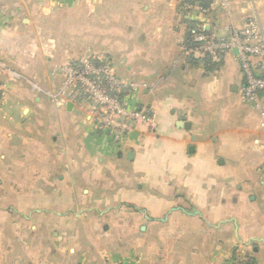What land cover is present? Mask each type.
Returning <instances> with one entry per match:
<instances>
[{"label":"crops","instance_id":"1","mask_svg":"<svg viewBox=\"0 0 264 264\" xmlns=\"http://www.w3.org/2000/svg\"><path fill=\"white\" fill-rule=\"evenodd\" d=\"M254 17L264 34V0H0V264H264V92L244 102L237 54L190 32ZM88 59L155 130L117 144L66 98Z\"/></svg>","mask_w":264,"mask_h":264},{"label":"built area","instance_id":"2","mask_svg":"<svg viewBox=\"0 0 264 264\" xmlns=\"http://www.w3.org/2000/svg\"><path fill=\"white\" fill-rule=\"evenodd\" d=\"M195 9L203 10L198 5ZM190 32L196 44L194 49L211 58L237 49L236 58L245 77L242 99L261 109L258 97L264 92V34L260 20L257 17L249 19L242 29L232 32L230 39L209 40L199 27ZM61 74L66 98L76 104H89L90 119L95 128L117 144H123L141 126L156 129V112L132 107L124 97L127 91H136V84L123 82L109 66L88 59L63 66ZM262 121L264 125V113ZM229 264L250 263L236 256Z\"/></svg>","mask_w":264,"mask_h":264},{"label":"water","instance_id":"3","mask_svg":"<svg viewBox=\"0 0 264 264\" xmlns=\"http://www.w3.org/2000/svg\"><path fill=\"white\" fill-rule=\"evenodd\" d=\"M236 54H238V51H237V49H234L233 50ZM70 106V105H69ZM132 158H133V153H129V155H128V159L129 160H132Z\"/></svg>","mask_w":264,"mask_h":264}]
</instances>
